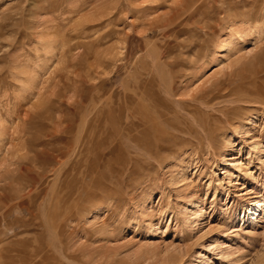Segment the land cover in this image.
Here are the masks:
<instances>
[{
  "label": "rangeland",
  "instance_id": "rangeland-1",
  "mask_svg": "<svg viewBox=\"0 0 264 264\" xmlns=\"http://www.w3.org/2000/svg\"><path fill=\"white\" fill-rule=\"evenodd\" d=\"M0 264H264V0H0Z\"/></svg>",
  "mask_w": 264,
  "mask_h": 264
},
{
  "label": "bare ground",
  "instance_id": "bare-ground-1",
  "mask_svg": "<svg viewBox=\"0 0 264 264\" xmlns=\"http://www.w3.org/2000/svg\"><path fill=\"white\" fill-rule=\"evenodd\" d=\"M233 44H235V41L233 42ZM91 137V136H90ZM133 138V137H132ZM131 139V138H130ZM134 143H136V142H134ZM95 147V146H94ZM93 147V148H94ZM142 148V147H141ZM84 149V148H83ZM89 149V148H88ZM256 149V148H255ZM89 152V151H88ZM258 154V153H257ZM260 155H261V153H260ZM194 203H192V205H193Z\"/></svg>",
  "mask_w": 264,
  "mask_h": 264
}]
</instances>
